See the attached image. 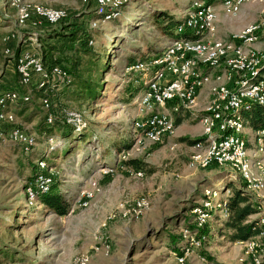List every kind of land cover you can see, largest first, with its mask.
Listing matches in <instances>:
<instances>
[{"label": "rangeland", "instance_id": "rangeland-1", "mask_svg": "<svg viewBox=\"0 0 264 264\" xmlns=\"http://www.w3.org/2000/svg\"><path fill=\"white\" fill-rule=\"evenodd\" d=\"M7 1L0 0V91L17 89L30 94L28 103H15L10 108L17 123L31 132L38 119L30 117L31 112L42 115L45 109L31 87L19 84L15 59L4 52L2 38L11 31L23 40L21 46H34L38 38L30 33H37L44 24L37 29L16 26L14 11ZM30 1L66 8L69 20L88 33L93 41L89 46L95 53L104 51L103 57L109 65L102 73L105 83L100 96L90 104L71 99L72 87L60 89L53 97L56 105L82 112L85 126L80 128L88 138L72 143L69 136L60 143L61 132L54 126L50 133L36 134L38 142L31 154L0 140V264H70L81 254L90 256L89 264H177L174 254L181 246L180 228L191 221L192 207L201 202L204 190L209 187L224 190L226 186L232 190L243 183L227 168L191 170L186 166L193 140L204 135L198 116L206 101L185 113L169 142L143 141L133 147L130 116L135 106L132 99L127 103L120 99L129 96L131 86L142 88L147 78L143 72H124V56L148 59L172 42L156 30L151 17L153 11H166L181 20L183 9L194 0H131L118 18L99 22L96 27L90 26L96 18L93 7L82 6L80 0ZM215 11L219 34L229 37L264 17V0L244 5L235 17L225 15L221 8ZM255 47L264 52V34ZM69 132L76 135L72 129ZM245 132L252 147L257 148L249 124ZM48 134L60 141L52 148L45 143ZM118 144H125L131 150L124 159L123 152L115 148ZM42 157L49 163L48 174L60 184L59 192L71 203V210L64 215L44 208L38 200L44 193L38 189H33L34 196L28 199L27 181L37 171V161ZM128 159L139 160L143 168L124 164ZM139 169L143 171L142 177L133 174ZM90 179L96 182L98 191L83 206L79 191L89 187ZM248 193L264 207V193ZM140 196L148 197L151 207L139 219L110 217L121 205H129ZM227 196L221 192L219 197ZM221 199L212 201L214 205L204 225L203 233L207 236L204 246L184 264L247 263L244 244L230 241L221 232L223 209L217 206Z\"/></svg>", "mask_w": 264, "mask_h": 264}, {"label": "built area", "instance_id": "built-area-1", "mask_svg": "<svg viewBox=\"0 0 264 264\" xmlns=\"http://www.w3.org/2000/svg\"><path fill=\"white\" fill-rule=\"evenodd\" d=\"M131 0H80L82 6L93 7L96 16L90 22L96 27L99 22H108L120 16V10ZM253 0H194L190 7L183 9L177 32L185 31L188 38L172 40L163 51L143 61L124 65L126 73H144L147 77L140 91L132 98L135 106L130 116V129L134 139L133 147L143 141L163 143L172 137L176 120L186 112L195 109L199 97L206 89V102L199 114L203 126L202 139L192 145L187 160L190 169H205L213 166L227 168L234 178L239 179L245 189L252 194L264 193V129L253 132L257 148L252 147L246 138L248 125L244 112L254 105H264V52L255 45L264 34V17L247 24L238 34L227 38L217 35L215 7L220 5L223 13L237 16L242 7ZM7 6L14 11V22L18 27L39 28L42 24L55 26L69 16L66 8L51 7L30 0H8ZM31 40L33 38L29 37ZM16 39L14 32H8L4 41ZM93 43L88 40V45ZM7 55L15 59V72L19 84L41 91V105L47 113V122L52 124L55 116L67 118L78 127L82 123L81 113L67 108L59 109L53 97L60 89L70 83L68 71L59 65L46 66L43 63L40 45L19 47L17 55L7 46ZM235 75V76H234ZM30 100L29 93L17 89L0 91V140H7L24 153H30L38 142L34 133L28 132L17 123L11 110L18 100ZM58 141L48 134L45 143L52 148ZM132 147V148H133ZM131 150H122L123 159ZM40 169L45 168L44 160L37 161ZM142 177L143 171L133 173ZM50 174H37L26 185L28 199L33 198V189L40 193L49 190ZM89 187L81 188L80 200L87 206L98 191L96 182L90 179ZM221 192L231 194L230 188L224 190L206 188L201 202L192 207V219L180 228L181 246L175 253L177 264H184L187 258L201 249L207 236L204 225L213 208V200L221 199ZM258 202L259 225H264V207ZM223 209V218L228 214ZM151 207L146 196H140L129 205L123 206L111 215L123 220L139 219ZM264 227L255 236L241 241L244 244L246 264H264ZM90 256L81 254L70 264H89Z\"/></svg>", "mask_w": 264, "mask_h": 264}, {"label": "trees", "instance_id": "trees-1", "mask_svg": "<svg viewBox=\"0 0 264 264\" xmlns=\"http://www.w3.org/2000/svg\"><path fill=\"white\" fill-rule=\"evenodd\" d=\"M151 17L156 30L159 31L163 36H166L171 40H180L189 37L188 33L185 31H176V28L180 24L181 20L175 15L166 11L158 10L153 11ZM69 18L70 14L66 19L60 21L55 26L44 24V27L42 26V28H40V26V29H37V33L31 32L30 34L31 36H35L36 39L38 38L37 42L40 43L39 45L42 60L46 66L59 65L68 71L70 75V83L65 88L72 87L71 91L74 93V96H72L71 99L74 101H83L87 104H90L100 96L101 88L105 83V81H103L102 73L108 68L109 64L103 57L104 51L102 53H95L88 45V33L81 29L77 23L71 22ZM7 34L8 33L5 35ZM4 36L2 38V44L4 48L9 46L11 50L14 49L15 54L17 55L20 46H16V42L21 45L23 40L21 41L18 37H16V39L6 43L3 40ZM100 57L102 58L101 60ZM143 60L145 59L137 60L134 55L126 54L124 56V65H129ZM132 73L133 72L130 74ZM140 89L141 86H131L128 90L129 96L120 99L121 102H129L139 92ZM10 90L11 89L7 91ZM34 91L36 93V97L41 98L44 96L41 91ZM28 102L29 101L23 102L21 99L17 101V103ZM58 106L59 109L67 108L63 107V105ZM78 112L82 113L80 110H78ZM32 116L34 118L38 117L37 124L33 127L38 134L46 132L50 133L53 131L52 127L57 126L58 132H61L60 143H64V140H66L69 136V141L72 143L74 141H81L88 138V135L81 131L82 128L78 127L77 125L74 126V124L68 123L65 119L59 118L58 116H55L52 124L47 122V113L45 111L42 115H39L37 112H31L30 117ZM244 117L246 118V121L249 124V127H251L252 131L264 129V105H252L249 110L244 112ZM83 119L84 118H82V120ZM180 122V118H177L176 126H178ZM70 129L74 130V134L76 135H71L69 132ZM200 139L202 138L193 140V143ZM127 147L128 146L125 144H118L115 146V148H117L119 151L125 150ZM54 150L55 149H53L51 152ZM31 152L28 154H31ZM41 160L46 161L47 158L42 157ZM46 163L48 164V167L49 163L47 161ZM123 163L136 169L143 168L142 166L144 165L137 159H128L123 161ZM47 167L40 169L36 165L37 171L35 174H33L31 179L37 174H48ZM30 180H28L27 183ZM54 181V176L51 175L49 190L46 193L41 194L38 197V200L44 208L52 210L57 214L64 215L65 212L71 208V203L64 199V195L59 192L58 189L60 184H57ZM226 188H230V186H226ZM221 203L225 204L228 210L227 216L223 219H220V225L223 228L221 229V232L230 241L248 240L249 238L257 235L264 227V225H259V218L257 215L259 213L258 202L257 200L253 199V197L246 191L244 185L233 187L231 194L224 199H221ZM254 215L256 216L252 217ZM179 239L181 241V236H179Z\"/></svg>", "mask_w": 264, "mask_h": 264}, {"label": "crops", "instance_id": "crops-1", "mask_svg": "<svg viewBox=\"0 0 264 264\" xmlns=\"http://www.w3.org/2000/svg\"><path fill=\"white\" fill-rule=\"evenodd\" d=\"M216 8H221V7H220V5H216L215 9H216ZM221 10H222V9H221ZM182 13H183V12H182ZM217 30H218V24H217ZM217 35H218L219 37H222V38H227V36H222V35H220L219 32L217 33ZM206 91H207L206 89H203V90H202V92H201V94H200V97H199V104H200V103H203L204 101H206ZM204 103H205V102H204ZM204 103H203V104H204ZM184 116H185V114H184L183 116L178 117V118H180V121H182V120L184 119V118H183ZM35 118H36V117H35ZM37 121H38V119H37ZM37 121H36V124H37ZM199 124H200V123H199ZM179 125H180V124H179ZM179 125H178V126H179ZM178 126H176V127H178ZM31 129L33 130V131H31V133H34L35 135L38 134V133L34 130V128H33L32 126H31ZM27 131H28V130H27ZM199 137H200V136H198V138H199ZM170 138H171V137H170ZM170 138H168V139L166 140V142H169ZM191 150H192V146H191L190 152H191ZM187 160H188V159H187ZM186 166H187V163H186ZM187 168H189V167L187 166ZM209 168H210V167H209ZM189 169H190V168H189ZM191 170H195V169H191ZM196 170H200V169H196ZM224 170H226V169H224ZM224 170H223V171H224ZM223 171H220V173H222ZM224 172H225V171H224ZM215 174H216V173H215ZM213 175H214V174H213ZM255 216H256V215H254V216H252V217H255Z\"/></svg>", "mask_w": 264, "mask_h": 264}, {"label": "water", "instance_id": "water-1", "mask_svg": "<svg viewBox=\"0 0 264 264\" xmlns=\"http://www.w3.org/2000/svg\"><path fill=\"white\" fill-rule=\"evenodd\" d=\"M71 209H68V211H70Z\"/></svg>", "mask_w": 264, "mask_h": 264}]
</instances>
